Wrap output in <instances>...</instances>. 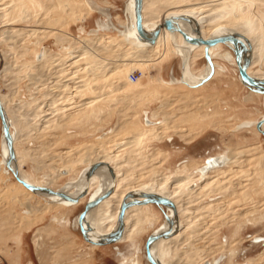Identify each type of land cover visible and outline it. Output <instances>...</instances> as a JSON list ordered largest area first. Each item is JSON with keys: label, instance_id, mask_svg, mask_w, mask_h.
Instances as JSON below:
<instances>
[{"label": "rangeland", "instance_id": "1", "mask_svg": "<svg viewBox=\"0 0 264 264\" xmlns=\"http://www.w3.org/2000/svg\"><path fill=\"white\" fill-rule=\"evenodd\" d=\"M68 1L73 6L84 1L89 10L83 8V14L77 16L68 11ZM129 1L25 0L24 12L19 14L22 19L14 21L11 20V10H7L10 7L9 0H0V95L9 106L22 104L18 110V118L11 126L18 136L14 146L19 154L22 173L38 185L43 184L47 174H58L51 187L56 189L73 175L77 177L95 156L90 154L86 160L82 158L70 167L67 174L63 170H57L65 164L61 157L65 158L69 154L77 157L83 151L80 148L83 144L89 145L91 142L90 144L95 145L96 138L111 130L118 121L123 125L118 140H125L129 138L130 133L126 130L130 126L141 128L145 125L142 119L144 111L148 115L158 111L153 120L166 119L167 127L162 129L161 139L145 143L143 151L146 154L167 151L165 154L160 152L164 159L155 168L160 169L163 174L185 160L201 164L209 157L217 158L221 154L227 156L229 149L233 150L234 157V170L226 176L230 181L226 178L221 182L216 181L208 196L187 204L182 230V238L185 240L169 244L173 256L171 259L177 264H204L207 261L214 262L223 254L224 257L218 264H264V170L261 171L258 166V156L264 153V136L257 133L254 127L256 121L264 116V94H252L243 85L235 62L231 64L217 60L224 68L216 69L212 79L199 89L192 90L178 83L181 59L174 51H168L171 48L168 38L162 35L155 49L156 53H160L159 58L148 64L125 65V79L122 80L113 76L98 78L99 85L110 83L101 87L102 90L99 85H95L96 88L91 89L92 91L74 87L77 86L74 83L80 80L77 76L93 71L92 62L74 63V69L82 66L75 75L60 69H57L58 73H52V66L60 65V61L51 65L46 63L39 73L33 67L37 54L44 48L56 56L64 55L65 58L73 51L62 44L58 37L82 38L77 47L86 44L90 50L95 44L103 45V50H95L98 54L95 61L100 62L96 64L97 73H106L112 63L130 58V53L128 56L123 55L124 57L118 55L117 52H121V49L113 50L109 42L83 40L93 35H104L115 39L123 37L126 43L132 42L126 21ZM199 1L206 0H145V3L148 11V6L158 2L159 17L164 18L170 7L195 5ZM223 1L209 0L206 3ZM242 4H236L235 13H226L220 22H236V13L256 21L261 31L255 41L259 50L256 61L248 70L263 75L264 0H243ZM155 12L151 10L149 14L152 16ZM120 21L123 25L118 24ZM248 24L249 27L244 26L243 30L247 31V35L250 32L252 33L249 35H253L254 28L251 22ZM9 29H21L31 35L20 36L18 40L12 37L5 39ZM126 29L127 35L119 34ZM224 48L227 49L226 46ZM3 52L10 54L3 57ZM204 65V58H201L195 60L192 68L197 71L204 68ZM129 74H133L135 79L127 77ZM66 83L71 85L70 90L60 86ZM121 85L124 86L120 89ZM50 92L58 94L52 96ZM193 116L195 119H191ZM243 123L250 124L248 127H239ZM1 137L0 129V218L9 224L5 223L0 227V264H118L126 254V257H138L139 264H149L145 259L144 239L165 222L157 205L149 204L156 222L147 223L144 230L134 236V242L114 243L122 251L121 255L116 254L115 246H112L114 244L92 247L84 241L76 223L77 215L90 195L83 197L75 207L58 208L34 192L31 195L26 190L25 193L19 192L14 178L1 164ZM116 145L118 144H107L106 147L112 150ZM217 159L223 161L225 158L222 155ZM134 164L136 167L129 171L139 175V178L130 177L131 183L148 180V164H138L137 161ZM196 168L192 171H197ZM195 185L194 183L189 187L193 188ZM5 186L13 187V191L18 193L17 199L6 197L2 191ZM28 207L41 209L28 213ZM162 208L168 213L165 206ZM55 216L64 218L65 221L63 219L57 222L54 220ZM257 237L262 238L257 240ZM228 251L233 254L226 255Z\"/></svg>", "mask_w": 264, "mask_h": 264}, {"label": "bare ground", "instance_id": "2", "mask_svg": "<svg viewBox=\"0 0 264 264\" xmlns=\"http://www.w3.org/2000/svg\"><path fill=\"white\" fill-rule=\"evenodd\" d=\"M208 1L209 0L199 1L195 5H186L183 7H170V10H168V12L166 13L167 14L166 17H174V16L178 17L177 19L174 20L176 25L181 30L186 32L187 34H190L193 36L200 35L203 38L215 37V36H220L224 34H234L238 36L241 39V41H243V43L245 44V47L247 48L246 52L242 55L243 60H246L247 62L246 72L253 78L263 79L264 74L263 75L254 74L252 72H249L248 70V68L256 61L255 59L258 56L259 49H258V46H256L255 41L258 39L260 35V32H261L260 26H258V24L256 23L254 19H250L249 17L246 18V16L239 14V13H236L234 15L237 21L232 24L226 23V22H220V19H223L226 16V13L234 12V9L237 7L235 6L236 4L243 5L242 4L243 0H224L223 2H219V3L207 4L206 2ZM8 3H10V7H7V10H11L12 12L11 20H14V21L21 20L22 18L21 16H19V14H23L22 12H24L23 9L26 7L25 0H9ZM68 3H69L68 11L76 13L77 16L83 14L82 12L83 8H86L87 10H89L88 7L85 5L84 1H81L76 6L71 5L69 1ZM134 5H135L134 0H130L129 4H127V9H126L127 10L126 11V15H127L126 21H128V26H129L128 28L130 31L129 35L132 38V42L126 43L123 37L122 38L117 37L115 39L112 37H104V35L102 36L93 35L92 37L83 39L84 41H87V42H93L95 40L96 41L100 40V42L102 40L105 43L109 42V45L111 44L110 47H112L113 50L118 51V49H121V52L119 53L117 52L118 55L119 54L122 55L121 57H124L123 55L128 56V54L130 53L129 55L130 58L121 59L122 62L112 63L111 68H109V70L106 73L105 72H100V73L95 72V70L98 69L96 64L100 63V62L95 61L97 58L96 55H98L95 52V50L98 51L99 49L104 48V47H101L103 45L97 46L95 44L92 46L91 50L87 47L88 45L86 44H84L81 47H77L78 42L80 41V39L82 41V38L65 39V37H58V40L62 44H65V46H67L69 50H73V51L69 52L65 58L64 55L56 56L52 54L50 51H48L49 49L44 48L42 52H39L37 54V59H36L37 61L33 64V67L37 70V73H39L40 72L39 70L43 66H45L46 63H49L48 65H51L57 61L58 62L60 61L61 62L60 65L56 66L54 64L55 66L54 65L52 66L53 68L52 73L53 72L58 73L57 69H60L63 72L65 71L69 72L70 75L71 74L75 75L76 72L82 68V66H80L79 68L77 66V68L74 69L73 67L74 63H76L77 61L79 62L86 61L85 64L92 62L94 63L93 71L92 70L91 72L88 71L87 75L77 76L78 79L80 80L74 83L75 85H77V86H74L75 89L77 88L80 89L81 87H84L85 89L87 88L90 91H92L91 89L96 88L95 85H99L97 84V82L99 83L98 78L100 79L102 76L104 78L106 76H113V77L120 78L122 80L123 78L125 79V69H124L125 65L148 64V62L154 61L157 58H159L160 53H156L155 49L158 46L160 37L162 35H165L168 38L167 42L169 41V46L171 47V48L169 47L170 49L168 51H174L175 53H177V55L181 59V68H180L181 72H180V77L178 79V83L184 85L187 88H190L192 90L199 89L204 84H206L207 81H209L215 76L214 74L216 73V69L218 70L220 68L221 69L224 68L222 65L218 64L217 60H223V61L233 64L234 62L233 53H232L233 45L231 43L229 42L217 43L215 45L209 46L208 53L210 55L213 68H214L213 74L208 80H206L203 83H200V80L206 76L209 70V66L206 63L204 65V68L197 70V71H194L192 66L195 63V60L203 58V45H194V44L187 43L182 39L181 35L178 32H175V31L170 32V31L165 30L164 28L160 29L153 43H148L145 40L139 39L135 31ZM151 10H154L157 13L155 12L154 15L151 16L149 14V11ZM158 11H159L158 2H156L154 5H150V7L148 6V11H146L145 0H141V9H140L141 24H142V28L144 32L146 33L151 32L157 24L161 23L163 17H159ZM6 12L7 11H5V13ZM180 17H183L185 19L183 20ZM11 20L9 19L8 21H11ZM249 22H251V26L254 28L253 35H249L250 33H252L250 32V30H249L250 33L248 35L246 33L247 31L245 29L243 30L244 26L249 27V24H248ZM4 23H7V22H4ZM118 24L123 25V22L120 21V23ZM7 32L8 34L6 35L5 39L12 37L18 40L20 36H30L31 35L30 33H27L26 31H22L21 29H15V30L9 29V31ZM127 33L128 31L126 29L125 31L122 30L121 33L119 34L127 35ZM87 44L90 45V43H87ZM109 45L107 46V48L109 47ZM224 46H226L227 49H225ZM122 48L124 52H122ZM7 53L8 52H3V57L10 54V53L8 54ZM127 77H129V75ZM108 82H111V81H108ZM126 82H129V81H126ZM108 84L110 85V83L100 84L98 87L101 89V87H103L104 85H108ZM243 85L246 86L245 84ZM60 86H64L68 88L69 90L71 87L69 83L61 84ZM121 86L119 87L120 89L123 88L124 85H121ZM247 88L252 94H254L253 93L254 91H252L249 87ZM50 93L52 96H55L56 94H58V93H52V92ZM0 104L5 114L7 125L9 127V132L11 135L12 147H13V157L10 158L8 148H7V141L2 135L1 149H2L3 160L1 164L4 165V167L6 168L10 176L13 177L11 170H14L15 172H17L18 176L25 182L35 185V186L45 187L53 191H57L63 194L65 197H60V196L54 195L52 193H47L44 191L28 190L21 183L16 181L15 178L13 177L15 182L17 183L19 192L25 193L24 190H26L28 194L30 195L34 193H36V195H41L45 197L50 203H52L53 207H58V208L62 206L63 207L65 206L75 207L76 205L80 204V202L82 201L81 198L87 195H90L88 197V200H94L112 185L111 192L106 197L99 200L95 205L90 207L87 210L84 219L81 221V225L83 229V234H81V236L83 237L84 241L88 242L90 246L92 247H97L99 245H112L117 242L118 243L126 242V241L131 242V243L134 242V240L136 239L135 237L144 230L145 225L147 223L152 224L156 222V217L149 210V206H150L149 204H154V203L152 202L143 203L142 201L143 196L146 195L148 197L149 196L162 197V198H166L169 201H171L174 205L175 210L173 212L169 206H165V208L168 211L167 213L166 211L163 210L162 208L163 205H157L160 208L162 215L164 212L167 214V216L170 219V223H168L165 220V222L158 229L152 231L151 233L158 234L160 232L170 230L171 228L174 231H172L165 238L161 237V238L154 240L150 244L149 249H150V252L153 258H155V260L158 261L160 264H177L174 260L171 259V257L173 256L171 255L172 249L170 248L169 244L172 242H177L178 240L179 242H183L185 240L182 238V230L184 229V214L188 208L187 204H189L190 202L196 199L205 197L211 191L216 181L221 182L223 179L226 178L229 172H233L234 170L233 165H232L234 163V160H233L234 157H233V152H232L233 150H230V149L227 152L225 163L222 160L218 161L215 157H209L203 161V164L201 166L200 164L196 162L187 161V162H184L176 166L171 171L166 170L165 168L167 174H163L160 169H155L158 165L162 163L164 159V156H162V154L163 153L165 154L167 151L166 150H165L166 152L165 151H157V152L152 151L146 154L143 151L144 150L143 145L152 140L159 141L161 139L163 135L162 129L167 127L166 119H163L160 121L153 120V117H156V114L158 111L150 112L149 114L150 117L148 113L144 111L142 119L145 125L142 126L141 128H136L135 127L136 125L130 126V128L126 130L127 133H130L129 138L125 140H118L119 138L118 136L119 134H121V128L123 126L122 122L118 121L116 123V126L111 128V130H109L103 136L96 138L95 145L90 144L91 142L89 143V145L86 143L85 145L83 144V146L80 147L81 150L83 151L77 157L76 155L72 156V154L71 155L69 154L68 155L69 157L68 156L65 158L61 157L63 158L65 164L64 166L58 168L57 170H63L64 171L63 173L67 174L70 171L71 166L78 163V161H81L82 158H83L82 160L84 159L86 160L90 154H94L95 157L92 158L88 162V164L85 166L84 169H82V171L78 174L77 177L73 175L72 177H70L69 180L65 181L64 184L60 185V187L53 189L51 187L54 184V180L57 178L56 176H58V174H55V173H54L55 175L47 174L43 184L38 185L34 181L28 179V177L24 173H22L19 167V154L16 151V148L14 146V142L16 141L18 136L12 131L11 126H12V123H14L15 120L18 118V115H19L18 110L20 109L22 104L21 105L12 104L9 106L7 105V102L2 97V95H0ZM191 119H195V117L193 116ZM249 124L250 123H243L239 125V127L240 126L241 128L248 127ZM254 127H255V124H254ZM263 127H264V122L261 124V127H260V129L264 131ZM256 132L260 133L257 129H256ZM114 142L118 144L114 147V149L110 150L109 148L106 147L107 144H115ZM90 148H92V151L90 150ZM258 158H259V164H258L259 169L263 171L264 170V153L259 154ZM134 161H137L138 164H146V165L148 164V168H147V173L149 175L148 180L143 181V182L141 181L137 184L131 183L132 181L130 177L133 176L134 178H139V175L134 174L129 171L130 168L136 167V165L134 164ZM94 162L107 163L113 170L114 178L113 179L111 178V174L109 170L103 164L98 165L93 170V172L89 175V177H86L87 168L89 167L90 164ZM7 165H9L11 170L7 167ZM197 165H198V167L196 168L197 171L193 172L192 169L195 168ZM227 180H224V181L226 182ZM229 181L230 179L228 180V182ZM194 183L196 185L193 188H190L189 186H191V184H194ZM223 184L224 183H222V185ZM12 188L5 186L3 187L2 191L5 195H7L6 197H10L11 200L17 199L18 193L14 192ZM225 190L228 191V189H225ZM226 193L227 192H225V194ZM127 194H130L128 197V200H135L136 202H139V203L130 205L129 207L126 208L124 215H123V230H122V234L120 238H118L116 241L112 243H106L105 237L111 234L113 230H115V228L117 227L118 206H119L121 199ZM28 208L30 209L29 211H26L28 213L29 212L33 213L34 210L41 209L39 207H38L39 209H35L34 207H28ZM208 208L210 207L208 206ZM206 209H207V206H206ZM196 210H199V209L197 208ZM201 210L203 211L204 209H200V211ZM63 219L64 218L60 219V218H57L56 216L54 217V220L57 222L58 221L61 222V220ZM5 223H7V225L9 224L7 221H4L3 219L0 218V227H2L3 224L5 225ZM260 238L262 237H257L256 239L259 240ZM112 246H115L114 250L116 254L118 255L122 254V251L119 249L118 246H116L115 244ZM66 247H70V245H66ZM225 247H227V245L222 246L221 249H224ZM225 254L232 255L233 252L228 251ZM126 256L124 257L123 255L124 258H121L120 259L121 261L118 264H139L138 257H135V256L126 257ZM223 257L224 255L221 254L220 256L216 258V260H214V262L207 261L204 263L205 264L206 263L207 264H218Z\"/></svg>", "mask_w": 264, "mask_h": 264}, {"label": "water", "instance_id": "3", "mask_svg": "<svg viewBox=\"0 0 264 264\" xmlns=\"http://www.w3.org/2000/svg\"><path fill=\"white\" fill-rule=\"evenodd\" d=\"M134 2H135V5H134V17H135L134 24H135V31H136L137 37L139 39L145 40L148 43H153L155 41L160 29L164 28L165 30L170 31V32H174V31L178 32L181 35L182 39L187 43L194 44V45H203V57H204L205 62L209 66V70H208L206 76L200 80V83H203L206 80H208L213 74L214 68H213V64H212L210 55L208 53V47L215 45L217 43L229 42L233 45L232 53H233V58H234V62H235L236 69H237V74H238L240 81L243 84H245L247 87H249L252 91L257 92V93H261V94L264 93V78L263 79H256V78L251 77L246 72L247 62H246V60H243L242 55L246 52L247 48L245 47V44L243 43V41H241V39L238 36H236L234 34H224V35L209 37V38H203L200 35H194L193 36V35L187 34L186 32L181 30L176 25L174 20L177 19L178 17H175V16L163 18L161 23L157 24L151 32L146 33V32H144V30L142 28V24H141V13H140L141 0H134ZM180 18L183 20L185 19L183 17H180ZM263 122H264V117L257 120L255 123V128L264 136V131L260 129L261 124ZM0 129H1V133H2L3 137L7 141V148H8V152H9V157L12 158L13 157V147H12L11 135L9 132V127L7 125L5 114L3 112L1 104H0ZM101 164H103L104 166L107 167V169L109 170V172L111 174V178L113 179L114 176H113L112 168L107 163H104V162H94V163L90 164L89 167L87 168L86 177H89V175L93 172V170L98 165H101ZM7 167L10 169L9 165H7ZM11 173H12L13 177L15 178V180L18 181L19 183H21L28 190L44 191V192L52 193V194L60 196V197H65L63 194H61L57 191H53V190L45 188V187L35 186V185H32V184L25 182L24 180H22L18 176L17 172H15L14 170H11ZM111 190H112V185L107 190H105L102 194H100L96 199L88 200L87 202L84 203L81 211L77 215V223L79 225V229H80L81 234H83L81 221L84 219L87 210L90 207H92L93 205H95L99 200L106 197L111 192ZM129 195L130 194L125 195L119 203L118 212H117V227L115 228V230H113V232L111 234H109L107 237H105L106 243H112V242L116 241L118 238H120V236L122 234V230H123V215H124L126 208L129 207L130 205L139 203V202H136L135 200H128ZM142 201H143V203L152 202L156 205L169 206L173 212L175 210L173 203L166 198L152 197V196L148 197V196L144 195ZM163 217H164V220H166L168 223H170V219L165 212L163 213ZM172 231H174V230L171 228L170 230H166V231L160 232L158 234L149 233L145 237L144 243H143V249H144L145 259L147 262H149L150 264H160L151 255V252L149 249L150 244L158 238L167 237Z\"/></svg>", "mask_w": 264, "mask_h": 264}, {"label": "flooded vegetation", "instance_id": "4", "mask_svg": "<svg viewBox=\"0 0 264 264\" xmlns=\"http://www.w3.org/2000/svg\"><path fill=\"white\" fill-rule=\"evenodd\" d=\"M203 58H204V57H203ZM204 61H205V60H204ZM205 64H206V62H205ZM149 117H150V116H149ZM222 155H224V158H225V159L223 160V162L225 163V160H226V155H225V154H221V155H219L217 158H221ZM217 158H216V159H217ZM217 160L219 161V159H217ZM186 161H187V160H185V161H183V162H186ZM188 161H189V160H188ZM203 161H204V160H203ZM203 161H202V163L200 164V166L203 164ZM181 163H182V162H181ZM181 163H179L178 165H180ZM224 163H223V165H224ZM178 165H177V166H178ZM195 168H196V167H195ZM81 199H82V198H81ZM76 223H77V219H76ZM77 227L79 228L78 223H77Z\"/></svg>", "mask_w": 264, "mask_h": 264}, {"label": "built area", "instance_id": "5", "mask_svg": "<svg viewBox=\"0 0 264 264\" xmlns=\"http://www.w3.org/2000/svg\"><path fill=\"white\" fill-rule=\"evenodd\" d=\"M130 79H135V76L133 74H129Z\"/></svg>", "mask_w": 264, "mask_h": 264}]
</instances>
